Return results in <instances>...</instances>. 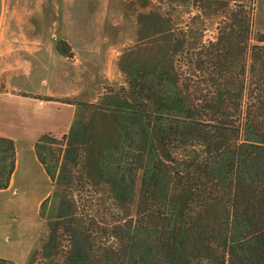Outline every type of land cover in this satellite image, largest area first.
Wrapping results in <instances>:
<instances>
[{
  "label": "trees",
  "instance_id": "trees-1",
  "mask_svg": "<svg viewBox=\"0 0 264 264\" xmlns=\"http://www.w3.org/2000/svg\"><path fill=\"white\" fill-rule=\"evenodd\" d=\"M243 1L134 0L145 12L136 16V45L119 61L125 86L106 88L94 103L35 97L75 112L67 134L34 143L70 212L39 237L27 264H264V37L250 44ZM178 7L197 12L190 21L220 18L216 41L188 45ZM55 51L72 57L62 41ZM138 142L149 168L136 187ZM14 166L13 141L0 136V190ZM76 182L79 192L103 188L114 202L115 220L97 247L92 223L75 217L79 201L67 194Z\"/></svg>",
  "mask_w": 264,
  "mask_h": 264
},
{
  "label": "rangeland",
  "instance_id": "rangeland-1",
  "mask_svg": "<svg viewBox=\"0 0 264 264\" xmlns=\"http://www.w3.org/2000/svg\"><path fill=\"white\" fill-rule=\"evenodd\" d=\"M133 1L0 0V90L46 91L52 99L81 97L85 101L96 102L106 88L125 86L119 61L122 54L136 45V16L145 12ZM243 3L251 9L250 44L254 45L255 38L264 37V0H244ZM196 13L191 8L178 7L173 13L174 20L179 28L190 27L188 45L199 42L201 46L208 47L216 41L220 18L190 21ZM57 41L68 45L71 58L57 54ZM177 60L183 67L182 58ZM40 82H45V86ZM133 155L138 187L149 168V159L139 142L133 148ZM111 164L110 160L106 169L112 171ZM73 185L74 188L67 194L74 202L79 201L75 217H86L92 223L91 238L97 247L100 242L106 241L108 224L115 220L114 202L103 188L99 193L90 187L79 192L77 182ZM23 186L18 174L15 187L20 196L22 192L26 193V199L32 198V189L37 195L48 188V184L39 181L37 174L33 175L28 189L23 190ZM53 190L52 198L41 207L39 218L34 214L31 203L29 209L10 211V194L0 195V258L10 255L18 258L31 251L37 247L41 235L45 237L49 231H54L57 224L65 222L69 206L62 193L56 188ZM232 230L242 232L240 227L233 225ZM62 238L61 247H67L68 238Z\"/></svg>",
  "mask_w": 264,
  "mask_h": 264
},
{
  "label": "crops",
  "instance_id": "crops-1",
  "mask_svg": "<svg viewBox=\"0 0 264 264\" xmlns=\"http://www.w3.org/2000/svg\"><path fill=\"white\" fill-rule=\"evenodd\" d=\"M1 18L0 16V22ZM40 85L45 86V82H40ZM41 92L0 90V136L12 139L15 150L14 170L8 187L5 190H0V195L10 194V211L13 209H29L31 207L29 204L31 203L35 211L34 214L38 218L41 205L52 198L54 190L51 181L35 156L34 143L45 134L55 138H60L67 134L72 125L75 112L73 106L36 99L35 97H52L49 92ZM72 96L74 97L75 95ZM91 102H94V100ZM18 174L24 185L23 190L28 189V184L33 182L34 174L38 175L41 183L48 184V188L37 195L32 189V198L26 199L24 197L26 193L22 192L23 194L20 196L18 189L15 187ZM40 225H42L41 222ZM34 249L29 252L26 251L25 254H21L18 258L10 255L0 258V260L12 264H27Z\"/></svg>",
  "mask_w": 264,
  "mask_h": 264
}]
</instances>
